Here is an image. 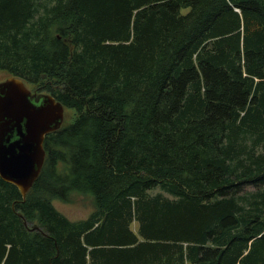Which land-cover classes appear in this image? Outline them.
Segmentation results:
<instances>
[{
  "label": "trees",
  "instance_id": "1",
  "mask_svg": "<svg viewBox=\"0 0 264 264\" xmlns=\"http://www.w3.org/2000/svg\"><path fill=\"white\" fill-rule=\"evenodd\" d=\"M0 69L74 109L0 264H264V0H0Z\"/></svg>",
  "mask_w": 264,
  "mask_h": 264
},
{
  "label": "water",
  "instance_id": "2",
  "mask_svg": "<svg viewBox=\"0 0 264 264\" xmlns=\"http://www.w3.org/2000/svg\"><path fill=\"white\" fill-rule=\"evenodd\" d=\"M63 116L64 105L51 94L37 98L18 76L0 81V177L23 198L43 166L44 138L61 127Z\"/></svg>",
  "mask_w": 264,
  "mask_h": 264
},
{
  "label": "rangeland",
  "instance_id": "3",
  "mask_svg": "<svg viewBox=\"0 0 264 264\" xmlns=\"http://www.w3.org/2000/svg\"><path fill=\"white\" fill-rule=\"evenodd\" d=\"M8 76L10 75H8L5 70L0 69V81L5 80ZM25 84L31 91L48 94V92L42 90L38 85H33L27 82H25ZM73 117L74 109L65 107L63 122L61 126L69 124L72 121ZM52 204L59 212H61L65 217L72 221L83 219L94 210L93 199L89 194H74L71 201H64L58 198H53ZM33 226L35 225H32L31 227ZM132 228L136 231L137 224L133 223Z\"/></svg>",
  "mask_w": 264,
  "mask_h": 264
},
{
  "label": "flooded vegetation",
  "instance_id": "4",
  "mask_svg": "<svg viewBox=\"0 0 264 264\" xmlns=\"http://www.w3.org/2000/svg\"><path fill=\"white\" fill-rule=\"evenodd\" d=\"M32 94H35L37 98L40 99V95L42 94L41 92H35V91H31ZM31 99H34V96H31Z\"/></svg>",
  "mask_w": 264,
  "mask_h": 264
}]
</instances>
